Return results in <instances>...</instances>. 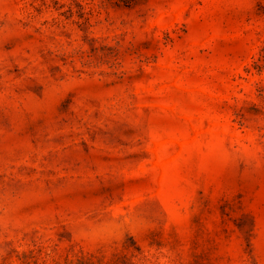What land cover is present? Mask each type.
Returning a JSON list of instances; mask_svg holds the SVG:
<instances>
[{
  "label": "rangeland",
  "instance_id": "1",
  "mask_svg": "<svg viewBox=\"0 0 264 264\" xmlns=\"http://www.w3.org/2000/svg\"><path fill=\"white\" fill-rule=\"evenodd\" d=\"M0 264H264V0H0Z\"/></svg>",
  "mask_w": 264,
  "mask_h": 264
}]
</instances>
